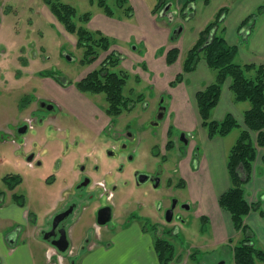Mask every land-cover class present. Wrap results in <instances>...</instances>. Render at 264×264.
Listing matches in <instances>:
<instances>
[{
    "label": "flooded vegetation",
    "instance_id": "af4514ba",
    "mask_svg": "<svg viewBox=\"0 0 264 264\" xmlns=\"http://www.w3.org/2000/svg\"><path fill=\"white\" fill-rule=\"evenodd\" d=\"M62 1L73 6L70 4L72 0ZM42 2L47 8L44 7V10L49 15L50 22H56L64 34L71 35L73 39L74 36L58 22L45 1ZM93 8L99 11L96 6H91V10L86 12H93ZM165 16L171 21L177 13L168 10ZM221 19L223 20L220 17L219 21ZM88 23L87 30L106 36L99 30H91ZM180 27L182 26L178 28ZM178 28L173 29L170 34L171 43L179 37L173 33L178 31ZM246 28H241L243 34ZM72 43L78 49L77 40ZM114 43L112 40L108 50L101 52L90 64L82 62L83 51L78 49L82 52L80 65L86 69L74 82L58 76L56 71L52 70L29 72V77L32 76L33 82L39 83L44 92L33 88V100L22 104V110H27V117L16 130V134L24 138L23 145L17 146L16 150L20 148L21 151L29 147L23 152L24 165L32 168L43 164L41 151L33 149L41 139L45 142L52 139L57 144H63L64 148L57 157L59 163L55 170L59 173L51 179V183L60 189L58 202L53 207H58L57 212L42 222L31 214L24 201L19 200L21 196L12 194L17 207L24 211L25 219L24 222L14 223L4 238L14 252H21V248H24L23 252H33L35 257L34 250L28 244L30 240L34 242L37 251L44 253L45 264H83L88 255L100 250H118L126 236H135L137 233L148 241L147 248L156 254L158 264H161L157 245L172 247L171 240L179 234L181 226L186 222V212L191 210V204L194 203L190 197L191 200L183 198L182 192L187 191V185L181 175L176 183L172 177L177 171L180 174L179 163L186 157L190 159L191 170L197 169L200 149L193 141L194 134L174 127L169 107L165 102V93L155 95L152 89L145 87L143 91L147 92L148 97L140 93L136 98L144 109L141 116L124 123L117 120L125 114L130 115L134 109L133 101L123 94L127 80L134 77L140 84V79L122 67L124 57L114 48ZM134 47L136 48L132 46V49H135ZM36 49L35 45L28 49V53L32 52V59L24 61L26 67L42 59ZM39 49L43 52L41 46ZM22 53H26L24 47ZM66 59L69 61L70 57L66 56ZM115 60H118L117 65ZM93 72L98 73L101 91L82 92L77 85ZM20 75L17 74L19 80ZM116 75H125V85L121 92L115 90L118 98L109 99L104 89L112 85L109 77ZM185 75L175 86H171V83L176 78L169 86L176 87L183 82ZM26 79L28 78H25L23 86L30 87L31 79ZM44 80H49L48 82L53 84L52 88H46ZM38 93L45 94V97H37ZM101 94L104 95L105 105L100 111L90 98ZM155 100L158 101L157 108L151 118L144 120L146 109ZM199 120L201 121L200 116ZM162 127L166 132L162 133L159 144L151 145L152 139L156 138L158 130L163 129ZM201 128L204 129L202 126ZM30 131L34 132V136L27 139L25 136ZM162 138L165 139L164 144ZM145 148L148 151H145ZM9 176L20 179L12 190L2 181L6 191L13 192L23 183L24 178L17 174H7L4 177ZM126 190L131 193L121 198ZM91 215L94 219L92 225H87L90 228L83 233L79 232L80 222ZM199 220L203 224L208 223L206 217ZM232 250L233 246V255Z\"/></svg>",
    "mask_w": 264,
    "mask_h": 264
},
{
    "label": "crops",
    "instance_id": "0c3cea01",
    "mask_svg": "<svg viewBox=\"0 0 264 264\" xmlns=\"http://www.w3.org/2000/svg\"><path fill=\"white\" fill-rule=\"evenodd\" d=\"M127 4L132 10L131 18H125L123 14L108 17L93 8L88 27L103 32L115 41L114 48L124 57L122 67L137 76L140 84L152 89L155 95L165 93V102L177 130L191 131L193 134L197 131L199 142L194 143L200 145L201 153L197 169L191 170L190 159L186 157L179 163V172L196 206V217L208 219V246L226 247L231 252L229 241L236 237L241 240V235L234 230L230 215L220 209L218 199L229 189L227 154L234 145L232 141L237 140L241 131L235 133L233 138H230L231 130L224 137L210 140L201 128L195 96L215 79V72L208 67L202 55L195 69L185 75L183 82L173 88L169 83L182 73L185 54L197 43L199 34L209 24L216 22L219 16L223 20H218V32L229 47L236 48L234 63L240 66L264 65V10L259 13L264 0H166V4L170 5L169 12L177 13L171 21L156 12L158 0H127ZM179 26H182V32L171 43L170 34ZM245 26L247 28L243 34L241 28ZM131 46L136 48L132 49ZM170 49H177L179 55L173 64L167 65L166 54ZM253 75V71L246 73L248 78ZM48 81H43L44 86L52 88L53 84ZM230 82L227 79L223 84L211 118L220 122L231 114L238 123L237 128L242 130L245 128L243 113L250 105L235 101L229 88ZM166 123H169V119ZM261 157L258 153L251 180L245 186V199L249 205L258 204L264 212V167ZM23 213L10 199L6 201V196L0 192V264H37L33 252H14L4 239L14 223L25 221ZM244 221L255 248L264 251V216L251 211ZM130 236L125 237L118 250H100L88 255L83 264H158L156 254L147 248L148 241L137 233Z\"/></svg>",
    "mask_w": 264,
    "mask_h": 264
},
{
    "label": "rangeland",
    "instance_id": "374dc122",
    "mask_svg": "<svg viewBox=\"0 0 264 264\" xmlns=\"http://www.w3.org/2000/svg\"><path fill=\"white\" fill-rule=\"evenodd\" d=\"M70 4L76 8L78 14L91 10L88 0H72ZM44 7L42 0H0V192L6 194V201L10 199L14 204L17 203L13 200L12 194L21 196L19 200L24 201L31 214L42 222H45L58 210V207H53L58 202L60 189L56 184L51 183V179L59 173L56 172L55 167L59 163L57 157L64 145L57 144L52 139L50 142L41 139L38 145L33 146V149L37 152L41 151L43 164L32 168L24 165L25 154L23 152H26L29 147L23 148L21 151L20 148L16 150L17 146L23 145L24 139L16 134V130L22 125V120L27 117V110H22V104L33 100L31 95L33 88H36L38 92H44L40 89V84L34 83L32 76L29 77V72L52 70L56 71L58 76L74 82L86 69L79 62L82 52L76 49L72 43L76 37L74 36L73 40L71 35L64 34L56 22H50V17ZM34 45L42 59L35 64L30 63L29 67H26L24 61L32 59V52L28 53V49ZM39 46L43 48V52ZM23 47L26 50L25 54L22 53ZM66 56L70 57L69 61ZM18 73L21 74L20 80L17 77ZM25 78L31 79L30 87L23 86ZM143 89V84L136 82L134 77L127 80L123 94L133 101L134 109L130 115L125 114L117 119L119 122L124 123L141 116L144 109H142V103L136 101V98L140 93L146 94L148 97L147 92ZM36 95L45 97V94L38 93ZM90 99L94 106L101 111L105 105L104 95L101 94ZM157 103L158 101L155 100L146 109L144 120L151 118L153 111L157 108ZM246 103L250 105L249 102ZM151 108L152 110H150ZM164 131L165 128L158 130L151 145L159 144ZM240 131L239 128L233 129L230 138L235 137ZM33 133L30 131L25 137L32 138ZM194 133L193 141L198 143V133L197 131ZM252 136L255 138L253 133ZM162 142L165 143L164 138H162ZM235 142L233 140L231 144H235ZM198 147H200L199 144ZM145 151H148L147 148ZM259 154L262 155L263 150H259ZM7 174H17L24 178L23 183L17 186L13 192L6 191L2 182V178ZM179 175L178 171L174 173L172 177L174 183L179 182ZM10 184L13 182L11 181ZM129 193H131L130 190L124 191L121 198ZM182 194L185 200H191L186 190H183ZM118 207L120 208V206ZM195 209L196 207L191 204V210L185 215V224L181 226L179 234L171 240L174 253L170 264H234L229 248L208 246L209 223L203 224L196 217ZM93 219L94 217L91 215L86 217L85 221L80 222L79 232L83 233L89 229L90 227L87 225H92ZM239 241L240 239L236 237L229 243L231 242L230 244L234 246ZM28 244L34 250L37 264H45L44 253L36 250L33 241L29 240ZM21 249L24 250V248ZM256 264H264V262Z\"/></svg>",
    "mask_w": 264,
    "mask_h": 264
},
{
    "label": "trees",
    "instance_id": "16d2710c",
    "mask_svg": "<svg viewBox=\"0 0 264 264\" xmlns=\"http://www.w3.org/2000/svg\"><path fill=\"white\" fill-rule=\"evenodd\" d=\"M44 1L58 22L64 26L68 33L76 37V46L83 51L84 60L82 62L84 64H90L101 52L108 50L112 44L109 37L86 29L92 12L78 14L73 6L64 3L62 0ZM89 4L96 6L100 12L108 17H119L120 14H123L125 18L129 19L132 16V10L128 7L127 0H89ZM166 5V0H158L156 12H160ZM259 10V13L262 12L264 5ZM219 19L220 16L216 22L209 24L199 34L197 43L186 52L183 71L177 75L171 86H175L183 79L184 74L195 69L201 55L208 67L215 72L214 81L196 95L201 126L206 130L209 139L224 137L238 127V123L231 114H227L220 122L213 121L211 118L212 110L218 104L221 88L227 79L231 81L229 88L235 101L249 102L250 104V108L243 113L245 128L241 130L235 144L227 154L226 168L230 186L219 197L218 205L221 210L230 215L234 230L241 235V240L233 246L232 250L234 264H256L257 262H264V251L255 248L251 240L252 235H250L244 220L251 211L259 212L261 216H264V212L258 204L249 205L247 203L245 186L251 180L253 164L259 150H263L261 163L264 167V65L257 67L254 65L240 66L234 63L236 48L229 47L222 34L218 32ZM178 55L177 49H170L166 54L167 65L173 64ZM115 64H118V60H115ZM251 71L254 72V75L248 78L246 73ZM109 78L112 80V85L106 86L104 90L109 99L118 98L117 92H121L125 85V75L110 76ZM77 86L82 92H100L101 85L98 82V73H91ZM259 171L261 172V169ZM2 181L12 190L20 179L9 176L2 178ZM11 181H14L13 184H10ZM157 250L161 264L171 262L174 253L173 246L158 244Z\"/></svg>",
    "mask_w": 264,
    "mask_h": 264
},
{
    "label": "water",
    "instance_id": "95a60500",
    "mask_svg": "<svg viewBox=\"0 0 264 264\" xmlns=\"http://www.w3.org/2000/svg\"><path fill=\"white\" fill-rule=\"evenodd\" d=\"M169 8H170L169 5L166 6V7H164V8L161 10V12H160V16H161V17H162V16H165V15H166V12L169 10ZM220 21H222V19H221ZM181 31H182V27L178 28V31H174L173 33H174V34H177L176 36H179V34L181 33ZM134 48H135V47H134Z\"/></svg>",
    "mask_w": 264,
    "mask_h": 264
}]
</instances>
